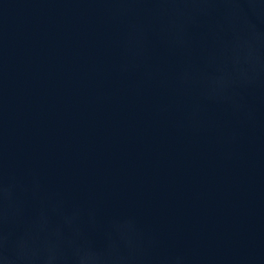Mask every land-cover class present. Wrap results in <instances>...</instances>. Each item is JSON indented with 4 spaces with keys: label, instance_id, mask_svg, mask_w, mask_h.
I'll return each instance as SVG.
<instances>
[{
    "label": "water",
    "instance_id": "water-1",
    "mask_svg": "<svg viewBox=\"0 0 264 264\" xmlns=\"http://www.w3.org/2000/svg\"><path fill=\"white\" fill-rule=\"evenodd\" d=\"M0 264H264V0H0Z\"/></svg>",
    "mask_w": 264,
    "mask_h": 264
}]
</instances>
